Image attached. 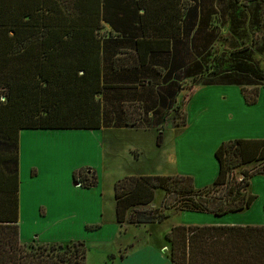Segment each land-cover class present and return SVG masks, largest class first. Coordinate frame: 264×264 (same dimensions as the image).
I'll return each mask as SVG.
<instances>
[{
    "label": "trees",
    "instance_id": "16d2710c",
    "mask_svg": "<svg viewBox=\"0 0 264 264\" xmlns=\"http://www.w3.org/2000/svg\"><path fill=\"white\" fill-rule=\"evenodd\" d=\"M206 1L0 0V264H86L83 240L19 242V134L156 129L160 147L158 129L166 112L186 81L195 84L205 75L214 13ZM232 1L243 3L226 0ZM212 76L210 80L208 73L202 86H237L246 105L257 103L264 76L242 57L230 71ZM185 124L184 115L182 125L175 127ZM214 158L217 177L200 190L192 178L179 175L117 180L113 199L120 229L168 218L139 209L153 202L157 190L174 198L171 204L163 199L165 210L213 217L249 210L256 197L246 191L252 178L264 176V140L223 142ZM256 163L260 169L251 171ZM238 169L241 181L233 174ZM87 171L72 175L79 188L97 185L95 172L90 179ZM164 240L170 264H264V225H176Z\"/></svg>",
    "mask_w": 264,
    "mask_h": 264
},
{
    "label": "rangeland",
    "instance_id": "374dc122",
    "mask_svg": "<svg viewBox=\"0 0 264 264\" xmlns=\"http://www.w3.org/2000/svg\"><path fill=\"white\" fill-rule=\"evenodd\" d=\"M240 1L243 3L235 4L234 1L227 3L226 0L223 2L222 0H210V3L205 5L214 12V15L212 14L210 17L209 29L212 31L210 33V51L204 59L205 75L202 78H197L195 84L186 81L176 102L166 112L167 114H161H165V124L158 131L164 130L166 132L164 137L166 142H169L168 145L171 141V132H264V83L259 87V95L255 105L245 104L240 87L237 86H210L208 87L210 93L206 95V98L204 97L206 91L200 92L205 88L202 85L207 83L205 79L208 73L210 80H212L215 78L212 76L213 74L230 71L240 57L243 58L244 62L251 64L260 76H264V0H258L254 4H248L244 0ZM193 97L197 102L194 110L190 108V105L188 107L189 101ZM204 99L206 102L204 105L209 107L207 112L203 109L204 105H200ZM184 115L187 124L191 127L187 130L177 129L185 127H175L182 125ZM155 118H160V115ZM210 119L215 125L214 128L207 126ZM79 131L67 130L54 133V136L38 137L24 134L21 137L23 175L27 178L31 176L29 179L35 180L38 186L35 199L28 201L30 206L23 212L25 225H31L36 211L39 223H43L46 208L56 210L79 202L76 196L71 198L61 196L57 199L55 197L56 190L62 189V184L67 179H69L73 189H79L74 185L72 175L81 173L85 175L87 170L93 167L91 163H95L89 156V152L94 151V146L87 140L76 139L78 134H87V132ZM102 132L106 133L102 136L103 168L99 172L103 175L105 187L116 177L118 169L126 167V163L122 159L128 153L131 159L134 157L138 160V163L130 165V168L136 169L135 172H143L144 175L147 173L148 175H156L157 169L170 166L164 159L166 156L165 149L168 146L164 150L156 146L155 140L158 132L155 135L151 132L139 133V131L131 129H109ZM112 132L120 133L114 134ZM187 149L189 154L195 157L190 148ZM35 166L40 169L38 177L34 175L38 172ZM50 166H53V170L48 169ZM252 166L251 171H256L260 169L261 165L256 163ZM32 167L35 168L30 170ZM63 167H69L73 170H64ZM233 174L239 178V169L234 170ZM32 175L34 176L32 177ZM92 175L93 171L90 170L86 176L91 179ZM45 184L53 185L48 193H45ZM218 190L220 191V188ZM249 194L248 188L246 195ZM104 197L106 206L102 223L107 226L110 225L111 221V216H109L111 203L106 190ZM159 198L162 199L160 203L158 202ZM164 198L169 204L174 201L173 196L158 191L154 202L148 205L146 209L156 215L168 216L162 223L145 225L143 226L145 230L140 226L125 225L126 228L123 226L125 228L124 233L115 241L107 240L104 237L101 239L95 237L88 240L83 239L87 246L86 264H119L122 254L127 257L125 263L129 262V264H169V259L166 257L168 252H164L167 248L164 235L167 231L169 232L170 227L172 228L178 223L185 225L187 220L184 219L185 214L181 212L174 209L165 210L162 204ZM87 204H90L89 200H87ZM150 206L153 209H149ZM186 215L190 216L192 213H186ZM82 221H84L83 218H78L79 224ZM85 228H82L85 236L90 237L96 234ZM84 235L83 237H85Z\"/></svg>",
    "mask_w": 264,
    "mask_h": 264
},
{
    "label": "crops",
    "instance_id": "0c3cea01",
    "mask_svg": "<svg viewBox=\"0 0 264 264\" xmlns=\"http://www.w3.org/2000/svg\"><path fill=\"white\" fill-rule=\"evenodd\" d=\"M204 87V86H202ZM210 86L205 87L200 90V92H205L204 97L209 95ZM206 104L204 101L200 102V105ZM194 110L195 98L189 101L188 107ZM203 109L208 111L209 107L204 105ZM205 113V112H204ZM215 117V115H213ZM207 126L214 128V123L210 119V122L207 123ZM166 127V126H165ZM191 126L187 124L185 127L177 128L181 130H187ZM129 130L130 128H121L114 130ZM165 129V128H164ZM176 129V130H177ZM104 130L109 129H101L95 131H86L80 130L79 132H87V134H78L76 139H84L88 142H91L94 146V151L92 153L89 152L90 158L95 162L91 163L93 167L89 170L95 172L97 177V185L93 188H79L73 189L67 179L62 184V189H58L55 192L56 199L58 197H74L79 200V202L70 204L65 208H57L56 210H48L47 208L44 210L45 220L43 223H39L37 217V211L34 215L33 221L31 225H25L23 220V212L30 206L28 201L34 200L36 196L37 184L35 180H30L29 178L23 175V151H22V143L21 137L24 134L33 135L34 137L38 136H54V133H61L63 131H21L19 134V144H18V171H19V187H18V237L19 242L21 244H68L71 242L79 241V240H88L89 238L95 237L96 239H101L102 237L106 238L110 241H115L120 235H122L125 231V228L119 227V225L115 221V203L113 199V187L115 182L123 177L129 176H143V172H135L133 168H130V165H134L138 163V160L134 159L127 154L122 161L126 163V167L124 169H118V174L116 177L105 187V182L103 175L100 174L99 170L103 168V151H102V136L106 132H102ZM133 131H139V133L151 132L154 135L156 134V129H131ZM174 130V129H173ZM72 131V130H71ZM52 133V134H50ZM91 133V134H90ZM112 133H120V132H112ZM138 133V132H137ZM165 131H162V144L160 148L162 150L168 146L166 151V159L167 163L170 166H165L162 169H157L156 175H185L193 178V184L196 190H200L209 186H212L218 174V164L214 158V152L219 147V145L223 142L235 139H244V140H264V132H171V141L166 142L164 137ZM186 147V148H185ZM185 148V149H184ZM193 152V155L189 154V150ZM83 153V152H82ZM135 160V161H134ZM36 167V166H35ZM35 167L30 168L33 169ZM37 168V177L40 174V169ZM48 169L53 170V166H50ZM64 170H73L69 167H63ZM248 169V167H246ZM60 170V169H59ZM140 170V169H138ZM32 173V172H31ZM32 175V177L34 176ZM148 175V173H147ZM36 179V178H35ZM45 193L51 191V184H45ZM107 192L108 197L110 198V214L111 221L110 225H105L102 223L103 216L105 214V197L104 192ZM155 191L154 198L156 196ZM160 192V191H159ZM249 193L256 197L252 206L249 210L237 213V214H228L223 217H213L211 215L204 214H195L187 216L185 212H181L185 214V218L187 221L185 223L186 226L194 225V226H262L264 225V176H256L252 178L249 186ZM87 200L90 201V204H87ZM155 199H153L154 202ZM162 200V199H161ZM160 198L158 202L160 203ZM152 202V203H153ZM151 203V204H152ZM63 205V204H62ZM153 207H156L153 205ZM150 206L149 209H153ZM139 209H147V207H140ZM78 218H83L80 224L78 223ZM95 220V221H93ZM99 226L98 229L93 230L92 232L96 233L90 237H87L83 234L82 228L85 226ZM179 225V223L177 224ZM132 226V225H131ZM176 226V225H175ZM145 230L143 226H140ZM173 227V226H172ZM147 228V226H146ZM171 229V227H170ZM86 232V231H85ZM168 232V231H167ZM166 234V233H165ZM83 235L85 237H83ZM104 240V241H107ZM167 251V248H166ZM167 257V256H166ZM127 257H124L120 260L119 264H129L125 263ZM170 264V263H169Z\"/></svg>",
    "mask_w": 264,
    "mask_h": 264
},
{
    "label": "built area",
    "instance_id": "2783aa9c",
    "mask_svg": "<svg viewBox=\"0 0 264 264\" xmlns=\"http://www.w3.org/2000/svg\"><path fill=\"white\" fill-rule=\"evenodd\" d=\"M242 179H243V177L240 176V177L238 178V181H241ZM74 185H75L76 187H80V186H81V184H80L78 181H75V182H74Z\"/></svg>",
    "mask_w": 264,
    "mask_h": 264
},
{
    "label": "water",
    "instance_id": "95a60500",
    "mask_svg": "<svg viewBox=\"0 0 264 264\" xmlns=\"http://www.w3.org/2000/svg\"><path fill=\"white\" fill-rule=\"evenodd\" d=\"M166 250H164V252H165Z\"/></svg>",
    "mask_w": 264,
    "mask_h": 264
}]
</instances>
